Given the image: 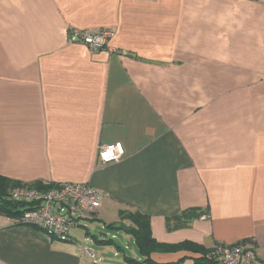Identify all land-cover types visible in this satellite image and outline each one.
Returning a JSON list of instances; mask_svg holds the SVG:
<instances>
[{"label": "crops", "instance_id": "1", "mask_svg": "<svg viewBox=\"0 0 264 264\" xmlns=\"http://www.w3.org/2000/svg\"><path fill=\"white\" fill-rule=\"evenodd\" d=\"M87 29L115 36L98 52L69 43ZM113 143L124 158L101 164L99 148ZM0 175L103 194L69 242L0 215V264H124L86 252L112 248L99 243L120 211L149 216L161 244L247 243L262 264L264 3L0 0ZM188 210L204 214L168 228Z\"/></svg>", "mask_w": 264, "mask_h": 264}, {"label": "built area", "instance_id": "2", "mask_svg": "<svg viewBox=\"0 0 264 264\" xmlns=\"http://www.w3.org/2000/svg\"><path fill=\"white\" fill-rule=\"evenodd\" d=\"M251 1L264 3V0ZM114 36L115 32L109 29L71 30L69 43H82L91 52H98L106 49ZM124 156L123 144L113 143L99 148L98 161L107 165L121 161ZM12 198L32 204L30 210L15 220L18 224L42 230L52 239L69 242L73 239L72 231L82 226L84 220L95 219L103 194L89 184L61 183L49 190L16 189ZM86 252L94 258L91 251ZM207 257L221 264H257L253 247L247 243L218 244Z\"/></svg>", "mask_w": 264, "mask_h": 264}, {"label": "trees", "instance_id": "3", "mask_svg": "<svg viewBox=\"0 0 264 264\" xmlns=\"http://www.w3.org/2000/svg\"><path fill=\"white\" fill-rule=\"evenodd\" d=\"M55 185L56 184L52 183L44 184L42 182L24 184L0 175V215L17 220L21 218L26 211L32 208L31 203L14 200L12 198V192L14 190H49L55 187ZM203 214L204 212H201L200 210H188L179 216L169 218L167 220V226L169 229L188 227L193 220L200 218ZM119 217L120 221L118 223L108 224L106 225V229L108 231L124 233L134 239L140 260L126 257L125 263L127 264H159L152 259L153 253H175L179 251H188L200 255L199 258L194 259L195 264H221V262L218 260L207 257V255L212 252L213 249H206L203 246H199L190 242L177 245H167L157 242L153 238L150 217L139 211H120ZM126 222H130V224H127ZM99 244L116 246L113 240L102 241ZM118 249L120 251L122 250L121 248ZM184 261L185 258L179 260L176 263L168 264H179ZM262 264H264V262Z\"/></svg>", "mask_w": 264, "mask_h": 264}, {"label": "rangeland", "instance_id": "4", "mask_svg": "<svg viewBox=\"0 0 264 264\" xmlns=\"http://www.w3.org/2000/svg\"><path fill=\"white\" fill-rule=\"evenodd\" d=\"M87 226H88V230L91 233L90 235L92 236L94 235V237H99L101 230H97L96 225L88 223ZM108 232H109L108 240H113L116 246L113 245L112 248L110 247L108 249L102 248V250L106 252V253L104 252L105 256H102L97 252V246H89V245L87 246V248L92 253L96 254L97 259H99L100 257H102L103 259L112 258L114 261L115 260L120 261V263L121 262L124 263L126 257L140 260L138 259L139 258L138 249L136 247L134 239L131 236L116 231H108ZM118 248H121L122 250L120 251Z\"/></svg>", "mask_w": 264, "mask_h": 264}]
</instances>
